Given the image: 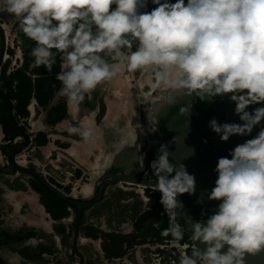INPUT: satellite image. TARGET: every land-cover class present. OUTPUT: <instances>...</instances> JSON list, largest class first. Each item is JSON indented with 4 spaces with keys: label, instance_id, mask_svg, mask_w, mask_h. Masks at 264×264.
I'll return each mask as SVG.
<instances>
[{
    "label": "clouds",
    "instance_id": "9594fccd",
    "mask_svg": "<svg viewBox=\"0 0 264 264\" xmlns=\"http://www.w3.org/2000/svg\"><path fill=\"white\" fill-rule=\"evenodd\" d=\"M2 2L35 42L33 67L51 71L59 54V93L73 108L126 64L128 72L151 69L152 90L166 89L169 103L178 96L211 100L230 94L242 123L211 120L210 129L222 141L249 135L264 120V107L247 110L264 104V0H152L158 6L151 12L139 11L147 0ZM133 41L138 42L135 51ZM190 108L182 107L181 114ZM68 131L85 143L95 136L87 127ZM158 153L150 163L156 177L152 190L161 194L169 217L161 236H171L170 243L179 247L186 229L177 222L182 208L178 197L194 191L195 177L170 160L166 146ZM230 155L218 159V178L209 194L221 201L218 210L206 223L191 225L192 240L206 247L181 255L179 264H245L247 254L264 250V128Z\"/></svg>",
    "mask_w": 264,
    "mask_h": 264
},
{
    "label": "rangeland",
    "instance_id": "374dc122",
    "mask_svg": "<svg viewBox=\"0 0 264 264\" xmlns=\"http://www.w3.org/2000/svg\"><path fill=\"white\" fill-rule=\"evenodd\" d=\"M157 6L147 0L139 11L151 12ZM0 25L5 34L0 89L26 100L29 82L33 85L26 107L12 101L15 118L31 137L17 161L66 196L93 199L103 178L132 173L141 164L146 146L163 136L166 123L182 107L190 104L189 113L195 111L198 97L178 96L169 103L166 89L152 90L151 69L128 72L126 64H121L112 80L86 95L79 108H73L59 93L56 75L61 64L53 65L51 71L32 66L35 42L20 30L18 19L4 10L2 0ZM137 43L133 41L132 51ZM2 48L0 34V53ZM100 55L113 63L105 53ZM7 110L0 102V124H6L0 133V167L8 165L10 147L24 142L9 125ZM73 126L94 129V138L85 143L68 131ZM158 154L150 157L147 179L156 181L150 163ZM160 198L150 188L117 183L107 187L101 202L84 211L74 228L76 210L56 202L35 178L19 171L0 172V264H179L181 255H191L197 246L186 230L179 247L170 243L171 236L157 240L147 231L153 214L160 218L154 225L156 232L161 235L169 227ZM57 206L62 207L60 211ZM177 222L181 224L179 216Z\"/></svg>",
    "mask_w": 264,
    "mask_h": 264
},
{
    "label": "water",
    "instance_id": "95a60500",
    "mask_svg": "<svg viewBox=\"0 0 264 264\" xmlns=\"http://www.w3.org/2000/svg\"><path fill=\"white\" fill-rule=\"evenodd\" d=\"M0 34L3 42V50L0 55L1 71L5 56V34L1 25ZM0 97L8 105V115L12 124L25 139L24 142H16L10 147L7 153L8 165L0 167V172L13 175L19 171L35 178L50 194L76 210L75 228L84 211L102 201L107 187L117 183H126L152 189L156 181L145 178L148 174L149 160L164 145L170 160L185 165L188 173L195 177L194 191L191 194L185 193L178 197L182 202V208L177 210L186 231L191 235V225L195 222L206 223L207 219L218 210L221 203V201L209 199V194L215 187V181L218 178V173L215 171L218 159L221 157L231 159V150L246 140L254 138L261 128H264V120H262L259 125L253 128L251 134L233 135L227 141H222L220 136L210 129L211 120L215 119L220 124L242 123L235 113L236 105L231 101L230 94L216 96L211 100L198 98L195 111L187 115L177 114L166 123L163 136L155 144L146 146L141 164L132 173L112 174L109 178H103L95 197L89 201H83L64 195L37 171L18 163L17 158L27 150L31 143V137L18 123L14 116L12 101L1 89ZM257 107H264V104L251 105L247 110L251 112ZM194 243L202 251L206 247L203 243L195 241ZM226 250L227 246L222 249V252ZM245 264H264V250L256 254H247Z\"/></svg>",
    "mask_w": 264,
    "mask_h": 264
},
{
    "label": "trees",
    "instance_id": "16d2710c",
    "mask_svg": "<svg viewBox=\"0 0 264 264\" xmlns=\"http://www.w3.org/2000/svg\"><path fill=\"white\" fill-rule=\"evenodd\" d=\"M56 50L55 49H53V52H55ZM61 64V59H60V56H59V54H57V56H56V63L54 64V65H60ZM28 89H29V93H28V96L26 97V100L24 99V97L22 96V95H20V94H7V96H8V98L11 100V101H16L18 104H19V106L20 107H22V108H24V107H26L27 105H28V103H29V100H30V97H31V93H32V90H33V85H32V82H29V85H28ZM51 96L53 95V91H51V94H50ZM4 105H6L5 103H3ZM8 107V106H7ZM7 120H8V122H9V125L11 126V128L17 133V134H19V130H17V128L12 124V121H11V119H10V117H9V115H8V110H7ZM2 124V126H3V129H5L6 128V124H4L3 122H1ZM5 125V126H4ZM20 135V134H19ZM46 189V188H45ZM52 195V194H51ZM53 196V195H52ZM54 197V199H55V201L56 202H58L60 205H64V206H66V207H70V208H73V207H71V206H69V205H67L66 203H64V202H62V201H60V200H58L55 196H53ZM46 206V205H45ZM61 208L62 207H60V206H57V209H58V211H60L61 210ZM47 209V211H48V213H50L51 214V216L55 219V220H58L59 218H57V215L52 211V210H50V208H46ZM77 217V216H76ZM159 216H157L156 214H153L152 215V222L149 224V226L147 227V231H149V232H153V235L154 236H156L155 237V239H157V240H162L164 237L163 236H161L158 232H156L155 231V229H154V225H156L157 223H158V221H159ZM80 221V220H79ZM78 221V222H79ZM180 222H181V225L182 226H184V224H183V222L180 220ZM77 225H78V223H77ZM125 242L124 241H121V243L120 244H124ZM111 246L112 247H114L115 249H119V247H118V245H116L115 244V242H112V244H111Z\"/></svg>",
    "mask_w": 264,
    "mask_h": 264
},
{
    "label": "flooded vegetation",
    "instance_id": "af4514ba",
    "mask_svg": "<svg viewBox=\"0 0 264 264\" xmlns=\"http://www.w3.org/2000/svg\"><path fill=\"white\" fill-rule=\"evenodd\" d=\"M2 50H3V48H2ZM2 50H1V52H2ZM0 55H1V53H0ZM3 66V65H2ZM2 69V68H1ZM6 95H7V93H5ZM0 102H2V103H5L6 105H7V103H6V101L4 100V99H2L1 97H0ZM8 106V105H7ZM19 134H20V136H22V134L19 132ZM23 137V136H22ZM24 141H25V139H24Z\"/></svg>",
    "mask_w": 264,
    "mask_h": 264
},
{
    "label": "crops",
    "instance_id": "0c3cea01",
    "mask_svg": "<svg viewBox=\"0 0 264 264\" xmlns=\"http://www.w3.org/2000/svg\"><path fill=\"white\" fill-rule=\"evenodd\" d=\"M3 131V126L0 124V133ZM75 228V226H74ZM77 228V227H76ZM75 239H76V235H75Z\"/></svg>",
    "mask_w": 264,
    "mask_h": 264
},
{
    "label": "bare ground",
    "instance_id": "6f19581e",
    "mask_svg": "<svg viewBox=\"0 0 264 264\" xmlns=\"http://www.w3.org/2000/svg\"><path fill=\"white\" fill-rule=\"evenodd\" d=\"M196 107H197V103H196ZM196 107L194 109H196Z\"/></svg>",
    "mask_w": 264,
    "mask_h": 264
}]
</instances>
